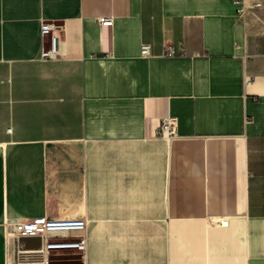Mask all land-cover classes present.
Returning a JSON list of instances; mask_svg holds the SVG:
<instances>
[{
    "label": "crops",
    "instance_id": "0c3cea01",
    "mask_svg": "<svg viewBox=\"0 0 264 264\" xmlns=\"http://www.w3.org/2000/svg\"><path fill=\"white\" fill-rule=\"evenodd\" d=\"M68 217L49 264H264V0H0V264Z\"/></svg>",
    "mask_w": 264,
    "mask_h": 264
},
{
    "label": "built area",
    "instance_id": "2783aa9c",
    "mask_svg": "<svg viewBox=\"0 0 264 264\" xmlns=\"http://www.w3.org/2000/svg\"><path fill=\"white\" fill-rule=\"evenodd\" d=\"M260 4H257L259 6ZM245 9H239L243 17ZM104 26H112V18L104 17L99 20ZM63 29L54 22L42 21L40 34L44 39L50 38V47L42 50L46 59H55L60 55V32ZM142 55H150V46L143 45ZM250 83V80H247ZM178 119L168 115L164 117L158 128V135L171 140L177 136ZM87 220L85 218H16L4 223L7 238H12L18 245L21 238H37L40 247L36 249H16V264H49L54 256L80 255L85 257L87 249Z\"/></svg>",
    "mask_w": 264,
    "mask_h": 264
},
{
    "label": "water",
    "instance_id": "95a60500",
    "mask_svg": "<svg viewBox=\"0 0 264 264\" xmlns=\"http://www.w3.org/2000/svg\"><path fill=\"white\" fill-rule=\"evenodd\" d=\"M25 240H27V238H21V239L19 240V244H20V246L23 244V242H24ZM21 247H22V246H21Z\"/></svg>",
    "mask_w": 264,
    "mask_h": 264
}]
</instances>
